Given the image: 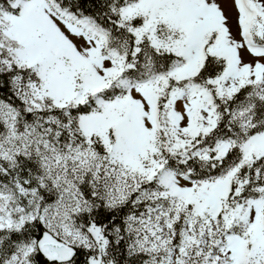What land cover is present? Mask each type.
<instances>
[{
  "label": "snow or ice",
  "instance_id": "snow-or-ice-1",
  "mask_svg": "<svg viewBox=\"0 0 264 264\" xmlns=\"http://www.w3.org/2000/svg\"><path fill=\"white\" fill-rule=\"evenodd\" d=\"M0 264H264V0H0Z\"/></svg>",
  "mask_w": 264,
  "mask_h": 264
}]
</instances>
